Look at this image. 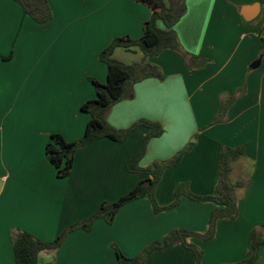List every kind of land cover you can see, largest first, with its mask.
I'll list each match as a JSON object with an SVG mask.
<instances>
[{
	"label": "crops",
	"instance_id": "0c3cea01",
	"mask_svg": "<svg viewBox=\"0 0 264 264\" xmlns=\"http://www.w3.org/2000/svg\"><path fill=\"white\" fill-rule=\"evenodd\" d=\"M48 3L52 19L37 24L17 3L0 0V264H15L12 229L53 241L103 201H116L145 178L125 169L149 132L145 127L123 143L102 139L78 150L70 176L63 179L48 162L45 146L54 133L67 142L82 137L90 117L80 107L96 97L88 78L100 83L107 78L99 53L116 37L140 38L151 10L133 0ZM185 4L186 12L174 26L179 43L208 63L188 68L172 50L149 57L164 80L135 84L132 97L111 107L106 120L117 130L141 119L161 125L164 132L148 143L142 168L192 145L177 165L163 172L155 190L159 207L173 202L180 183L195 195H213L222 147L244 146L231 173L233 182L247 181L238 191L237 217L217 221L209 241L187 240L203 251L201 264L236 263L251 255L250 231L264 225V0ZM142 57L137 47L113 52L124 64ZM243 86L245 94L226 119L212 124L221 95H234ZM214 208L212 202L183 196L175 208L155 214L148 198H141L123 206L110 225L96 220L89 232H71L52 259L42 254L41 264H118L114 246L134 257L176 228L204 234ZM146 264H195V259L190 250L174 244L154 251ZM255 264H264V246Z\"/></svg>",
	"mask_w": 264,
	"mask_h": 264
},
{
	"label": "trees",
	"instance_id": "16d2710c",
	"mask_svg": "<svg viewBox=\"0 0 264 264\" xmlns=\"http://www.w3.org/2000/svg\"><path fill=\"white\" fill-rule=\"evenodd\" d=\"M12 1L21 7L24 16H28L37 24H45L52 19V10L48 0ZM133 1L144 4L151 10L149 19L143 24L142 36L138 39H132L128 36L116 37L99 53V60L107 66V78L105 83H100L91 77L88 78L94 87L96 97L84 102L80 107V110L90 117L82 137L73 142H67L61 135L52 134L45 146V156L55 168L57 177L60 179L67 178L72 172L74 156L78 150L102 139L123 143L138 127H145L149 132L143 138L140 149L125 162L127 172L138 173L145 178L138 181L133 189L116 201H103L94 213L69 226L53 241L45 242L23 230L12 229L10 236L15 264H41L43 253L51 255L52 259L53 254L71 232L75 230L89 232L96 220H104L110 225L123 206L145 197L150 201L155 214L175 208L183 196L195 202H212L215 208L210 213L209 227L204 234L176 228L171 230L162 240L152 242L134 257L125 256L117 246H114L118 264H146V258L154 251L174 244H181L190 250L194 255L195 264H201L203 251L195 244L188 243L187 240L195 238L200 241H209L214 237L217 221L221 219L234 220L237 217L238 191L245 188L247 181L233 182L230 176L233 163L244 155V146L222 147L219 157V178L213 195H195L189 191L187 183H180L175 189L173 202L165 207H159L155 200V190L163 172L167 168L177 165L183 156L189 152L192 145H187L170 159L154 161L150 166L142 168L139 163L145 155L148 143L152 139L160 137L164 132L161 125L141 119L128 129L117 130L109 125L106 120V115L111 107L132 97L135 84L151 78L159 81L164 80L165 76L161 70L147 61L149 57L156 56L163 50H172L183 57L188 68L200 69L208 63L207 60L185 51L174 30V26L186 12V0ZM159 24L162 27H159ZM132 47H137L141 51L143 57L140 62L124 64L113 58L115 49ZM11 57L12 53L4 60H10ZM244 94L245 87L243 86L234 95H221L219 109L212 124L224 121L229 108ZM248 244L251 255L246 259L229 264H255L258 262L259 250L264 246V225L257 226L250 231Z\"/></svg>",
	"mask_w": 264,
	"mask_h": 264
},
{
	"label": "water",
	"instance_id": "95a60500",
	"mask_svg": "<svg viewBox=\"0 0 264 264\" xmlns=\"http://www.w3.org/2000/svg\"><path fill=\"white\" fill-rule=\"evenodd\" d=\"M257 64H258V62L257 63H254L251 67L256 66Z\"/></svg>",
	"mask_w": 264,
	"mask_h": 264
},
{
	"label": "rangeland",
	"instance_id": "374dc122",
	"mask_svg": "<svg viewBox=\"0 0 264 264\" xmlns=\"http://www.w3.org/2000/svg\"><path fill=\"white\" fill-rule=\"evenodd\" d=\"M230 179H231V176H230ZM232 180V179H231ZM242 180V179H241ZM242 181H244V182H246V180H242Z\"/></svg>",
	"mask_w": 264,
	"mask_h": 264
}]
</instances>
